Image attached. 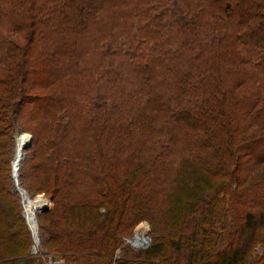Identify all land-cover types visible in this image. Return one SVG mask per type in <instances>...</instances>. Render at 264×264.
<instances>
[{"label":"trees","instance_id":"16d2710c","mask_svg":"<svg viewBox=\"0 0 264 264\" xmlns=\"http://www.w3.org/2000/svg\"><path fill=\"white\" fill-rule=\"evenodd\" d=\"M19 130L45 255L111 264L146 220L179 231L139 264H243L264 240V0H0V154ZM1 163L7 263L32 235Z\"/></svg>","mask_w":264,"mask_h":264},{"label":"rangeland","instance_id":"374dc122","mask_svg":"<svg viewBox=\"0 0 264 264\" xmlns=\"http://www.w3.org/2000/svg\"><path fill=\"white\" fill-rule=\"evenodd\" d=\"M23 135L25 136L26 140L28 138H31V144H32V135L30 133L19 130L18 133L16 132L15 134H13L12 136L13 141L12 142L9 141L7 144L2 145L3 148L1 149V152L2 151L3 152L2 154H0V162H2L1 167L2 168L4 166L5 168L9 167L10 174L13 179L14 187L16 188V190H18L20 198H22L23 192L24 194L28 195L32 199L33 198H38V199L43 198L47 206L50 209L53 206V203L51 199L47 197V195H45L44 193L30 194L26 189L23 188V185L21 184L23 182L22 176L20 175L23 169V168L21 169L22 164L26 172H31L32 164H33V162H31L30 159L27 162L23 163L25 154H31V151L29 152V149L31 148V144L27 149H24V150L22 146L21 157L19 158L20 159L19 167H18V170H16L17 169L16 160H17V152H18V142H19V138H21ZM27 182L32 184L34 183V180L30 179ZM39 224H41V222H39ZM156 228L157 229H155L153 224H151L149 221H146V220L138 223L136 226H133L132 229H130L126 234L121 236L119 245L116 247V249L113 252V257H112L113 261L111 260L112 262L111 264H121L124 262H129L130 264H139L142 262V260L143 261L148 260L147 258H149V256H146V251L150 249L151 246H153L155 243L158 242L157 238L160 239L165 234L169 235V234H173L179 231V229H176L170 233L171 230L169 231L168 228L164 225H156ZM141 232L149 238L146 248H138L136 246H133L132 243L130 242L137 233H141ZM41 239H42V244H43L42 236H41ZM44 249L47 250L48 248L44 247ZM50 253L52 256H55V257H58L64 260L66 264H80L81 263L80 260H73L71 258L69 259L67 256H64L60 253H55L54 251H50ZM167 256L170 259V264L172 260L175 261L174 262L175 264H189L188 258L186 257V255L182 252L176 251L175 246H172L170 248ZM168 258L167 260L169 261ZM37 259L38 257L32 256V254L29 253V256L25 257L23 261L27 260L29 261V264H39ZM105 260L107 259H104V261ZM150 260H153V259H151L150 257ZM17 261H21V259L7 262V263L0 262V264H15V262ZM158 261H159V258H156L153 261V263L157 264ZM243 264H264V240L261 241L260 243L255 244L251 254L247 257V259H245Z\"/></svg>","mask_w":264,"mask_h":264},{"label":"built area","instance_id":"2783aa9c","mask_svg":"<svg viewBox=\"0 0 264 264\" xmlns=\"http://www.w3.org/2000/svg\"><path fill=\"white\" fill-rule=\"evenodd\" d=\"M21 203L23 205V216L26 220V223L32 235V244L30 247V253L32 254V256H36V257L45 256L46 257L45 264H66L64 260L58 257L52 255H45L43 253L38 214L40 213V207L46 204L44 199L43 198L32 199L23 192ZM29 203L32 206H29ZM148 240L149 238L141 232V233H137L130 242L132 243L133 246H136L138 248H146L148 244L147 243Z\"/></svg>","mask_w":264,"mask_h":264},{"label":"bare ground","instance_id":"6f19581e","mask_svg":"<svg viewBox=\"0 0 264 264\" xmlns=\"http://www.w3.org/2000/svg\"><path fill=\"white\" fill-rule=\"evenodd\" d=\"M28 140H29V138L26 140V138H25L24 135L21 138H19V142H18V152H17V160H16L17 161V164H16L17 166H18V163L20 161L19 158L21 157V148H22V146L24 148V146L28 142ZM16 170H18V168ZM29 206H32V205H30V203H29Z\"/></svg>","mask_w":264,"mask_h":264},{"label":"crops","instance_id":"0c3cea01","mask_svg":"<svg viewBox=\"0 0 264 264\" xmlns=\"http://www.w3.org/2000/svg\"><path fill=\"white\" fill-rule=\"evenodd\" d=\"M24 259H21V261H17L15 262V264H29V261H23ZM37 261L39 262V264H45L46 262V257L42 256V257H38Z\"/></svg>","mask_w":264,"mask_h":264},{"label":"water","instance_id":"95a60500","mask_svg":"<svg viewBox=\"0 0 264 264\" xmlns=\"http://www.w3.org/2000/svg\"><path fill=\"white\" fill-rule=\"evenodd\" d=\"M30 144H31V138H29L28 142L25 144L23 150L27 149L30 146ZM18 167H19V163H18L17 168ZM47 210H49V207L47 206V204H44L43 206L40 207V211L41 212H44V211H47Z\"/></svg>","mask_w":264,"mask_h":264}]
</instances>
